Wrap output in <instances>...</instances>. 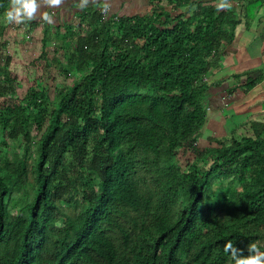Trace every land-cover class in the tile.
<instances>
[{"label":"trees","instance_id":"1","mask_svg":"<svg viewBox=\"0 0 264 264\" xmlns=\"http://www.w3.org/2000/svg\"><path fill=\"white\" fill-rule=\"evenodd\" d=\"M166 1L133 17L87 8L54 32L40 19L24 93L4 36L39 24L0 26V264H230L228 240L264 250V75L234 64L261 5ZM217 88L252 110H215Z\"/></svg>","mask_w":264,"mask_h":264},{"label":"crops","instance_id":"2","mask_svg":"<svg viewBox=\"0 0 264 264\" xmlns=\"http://www.w3.org/2000/svg\"><path fill=\"white\" fill-rule=\"evenodd\" d=\"M107 2L110 4L109 13L111 15H117V16H138L142 15L146 12L148 8V0H107ZM250 3V2H249ZM260 9L257 8L256 14L253 13V16L250 20H245L242 25L238 28V38L236 41V47H237V54L234 55L235 57V65H240L242 63L241 68L244 69V71H254V75H259L261 72L264 75V50L261 49V47H254L255 49L249 50L248 46L250 44H264V2L260 4ZM101 7V0H90L88 5L81 9L78 6H76L75 0H63L62 4L55 5V6H49L46 3H44V0H41V8L38 9V12L34 18H32V21H36V24H39L36 27V30L41 33L42 31L39 29L40 24H44L43 22L46 21L42 18L41 13L44 10H48L53 13L54 15V22L50 23L49 26L52 29V27L57 26L58 24H61L63 22H71L79 18V14H81L85 9L87 8H96L99 9ZM103 12V11H102ZM244 12V11H243ZM259 13V14H258ZM108 14V11H107ZM244 15V14H242ZM40 19L43 20V22H40ZM33 26L27 27L25 29V32L30 33L31 29H33ZM14 27V26H13ZM15 28V27H14ZM251 32V33H250ZM233 49V48H232ZM234 51V50H233ZM230 59V58H229ZM249 61V62H248ZM233 64V65H234ZM246 64L247 67H242ZM221 69V68H220ZM221 71V70H219ZM217 71V73L219 72ZM261 71V72H259ZM259 88H261L260 93L254 98L256 100L255 107L257 109H261V114L264 115V80L259 84ZM224 88H217L214 91V94L216 97L214 100L217 102L219 107L221 109H215L219 110L223 114H226L228 117H240L239 115L241 113H246L251 111V107L249 105H244L242 103H238L242 100L243 94L242 93H234V96H228ZM245 96V94H244ZM233 101L235 104L234 107H232L230 110L226 107H222L221 103H224L227 105L228 102ZM229 102V103H230ZM227 111H232V113H226ZM218 115V114H215ZM223 116V115H221ZM224 119V118H222ZM222 119L219 122L222 123ZM219 124H217L219 126ZM218 128V127H217Z\"/></svg>","mask_w":264,"mask_h":264},{"label":"rangeland","instance_id":"3","mask_svg":"<svg viewBox=\"0 0 264 264\" xmlns=\"http://www.w3.org/2000/svg\"><path fill=\"white\" fill-rule=\"evenodd\" d=\"M263 2H264V0H259L258 5H260ZM164 3L166 4L167 1L164 0ZM248 6H249V12L251 14H253V13L256 14V10L253 7L257 6V3H253V5H248ZM251 21L252 20H250L249 23H251ZM8 25H9V22H7V20H5L3 17H1L0 18V26H2V27L7 26L8 27ZM17 25L18 24L15 23L13 26L17 27ZM51 30L54 32L53 27ZM4 39H7L8 41H10V45L5 52H6L7 56L11 55L13 57L11 68H12L14 74L18 75L17 77L21 80V82H20L21 87L19 88V92L24 93V91H26V90L28 91L31 89L32 77L30 76V70L31 69L28 68V65L30 64V62L34 58H38V55H39V52L41 49L42 35L40 32H38V30H36L35 27L33 29H31L30 33H27L25 31H23L22 33L20 31L18 32L17 28H16L15 30L6 31ZM255 46L261 47V49L264 50V44L258 45L255 43L250 44L248 46V49L249 50L255 49L254 48ZM15 49H17V50H15ZM25 49H27L28 51ZM14 52H16L17 55H14ZM40 61H41V58L38 59V65L36 64L35 72H37V69L39 68ZM35 72L31 71V73H35ZM215 130H217V128H215ZM20 148H22L21 145H20ZM15 153H16L15 157L17 158L18 163H20V157L18 156V153L17 152H15ZM32 159H33L32 153H30L27 156V164L28 165L31 164ZM12 191H13L12 204L15 206V205H18L20 200L22 199L23 192L21 191V189L19 187L12 188Z\"/></svg>","mask_w":264,"mask_h":264},{"label":"clouds","instance_id":"4","mask_svg":"<svg viewBox=\"0 0 264 264\" xmlns=\"http://www.w3.org/2000/svg\"><path fill=\"white\" fill-rule=\"evenodd\" d=\"M90 0H75L76 6L83 9ZM49 6H55L63 3V0H44ZM230 7L227 0H219L218 9ZM41 8V0H11L10 6L2 13V17L7 22H21L25 19H32L36 16L38 9ZM110 4L107 0H101V11L109 13ZM42 18L49 23L54 22V15L48 10H44ZM224 251L231 254L230 264H264V250H261L259 240L250 242L248 245V255H244V249L237 248L232 240H228L224 244Z\"/></svg>","mask_w":264,"mask_h":264},{"label":"built area","instance_id":"5","mask_svg":"<svg viewBox=\"0 0 264 264\" xmlns=\"http://www.w3.org/2000/svg\"><path fill=\"white\" fill-rule=\"evenodd\" d=\"M104 14L106 15V14H107V12H104Z\"/></svg>","mask_w":264,"mask_h":264}]
</instances>
